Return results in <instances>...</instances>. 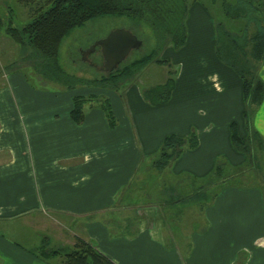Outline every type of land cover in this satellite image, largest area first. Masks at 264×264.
<instances>
[{
	"label": "crops",
	"instance_id": "obj_1",
	"mask_svg": "<svg viewBox=\"0 0 264 264\" xmlns=\"http://www.w3.org/2000/svg\"><path fill=\"white\" fill-rule=\"evenodd\" d=\"M0 6L5 12L6 0ZM210 19L207 10L189 18L185 75L160 106L145 101L141 76L124 93L39 91L20 69L1 76L0 264H62L64 256L44 258L40 248L71 247L77 238L117 264H264L263 190L235 183L214 196V184L200 182L219 162L235 168V157L244 158L230 125L247 124L242 84L215 55ZM11 43L3 29L0 46ZM204 50L216 66L205 84L193 74ZM78 94L109 98L117 123L97 100L76 123L70 112ZM253 107L251 124L264 136V101ZM193 133L196 147L165 169L154 166L167 135ZM224 147L234 159H221Z\"/></svg>",
	"mask_w": 264,
	"mask_h": 264
},
{
	"label": "trees",
	"instance_id": "obj_2",
	"mask_svg": "<svg viewBox=\"0 0 264 264\" xmlns=\"http://www.w3.org/2000/svg\"><path fill=\"white\" fill-rule=\"evenodd\" d=\"M33 1L27 0L28 3ZM216 1L219 0H213ZM220 1L225 17L234 21L237 29L231 31L223 22H215V55L219 62L238 75L242 82L243 99L247 102V108L244 110L247 135H243L237 122L233 121L230 125L231 141L245 156H253V151L257 150L259 158L264 159V136L253 127L248 117V104L259 106L264 101V80L259 72L264 64V0ZM191 4L189 0H45L39 3L31 19L22 27L6 25L0 18V32L4 29V32L24 47V50L28 49L26 59L34 62L41 76L63 85L67 90L98 88L124 93L149 64H171L170 59L164 55L166 48L178 51L185 48L189 40L188 19ZM105 16L127 17L137 25H146L151 30V50L122 62L114 71L104 70L105 73L99 72V75L92 78L67 72L60 59V48L65 37L87 22ZM177 79L173 72L169 71V77L163 83L145 87V101L152 106L169 102ZM94 100L103 108L109 124L115 125L117 119L109 98L96 94H78L73 97L70 112L72 119L76 123H82L86 108L95 105L87 102ZM197 145L195 133L189 138L169 134L163 141L154 166L159 170L165 169L172 160L180 156L186 146L194 148ZM254 159L256 160V157ZM255 165L260 169V165ZM237 175L234 168L229 167L226 162H219L210 175L212 183L217 184L214 196L220 189L235 185L232 181L236 180ZM39 251V255L44 258L64 256L62 264H117L94 243L82 238H77L71 247L51 249L44 244Z\"/></svg>",
	"mask_w": 264,
	"mask_h": 264
},
{
	"label": "rangeland",
	"instance_id": "obj_3",
	"mask_svg": "<svg viewBox=\"0 0 264 264\" xmlns=\"http://www.w3.org/2000/svg\"><path fill=\"white\" fill-rule=\"evenodd\" d=\"M21 3L18 4L17 2ZM45 0H34L31 3H28L27 0H6V10L2 11V7L0 6V15L4 18V22L6 25L13 24L18 27H22L26 22H28L36 7L39 3L44 2ZM192 3V7L189 13V18L194 16L195 12L198 10H207L210 20L217 22H223L225 27L229 30L237 29V24L234 21L228 20L225 17V14L222 10L221 1L213 2V0H189ZM196 2H199L198 4ZM193 12V13H191ZM193 21V19H191ZM188 19V27L191 22L192 25L194 23ZM3 21V20H2ZM214 23V28H215ZM205 27V19L201 22V29ZM117 29H129L134 34H136L142 41L143 44L139 49L133 50L125 61L129 59H133L137 56H141L144 53L151 50L150 43V34L151 30L146 25L135 24L133 20L127 17H119V16H105L99 17L94 20L87 22L83 27L74 29L65 39L63 40L60 48V59L61 64L64 69L71 73L76 74L78 76L92 78L95 75H99L105 73V69H101L103 65V55L100 49V46H97L96 50L89 53L92 47L100 40L106 38L112 31ZM192 29V28H191ZM199 30V29H198ZM251 31H254V27H252ZM191 35L193 34L192 30H190ZM202 32H204L202 30ZM4 35L12 41V47L7 48L6 50L0 46V78L5 73H10L15 70H21V72L27 78L28 83L35 89L39 91H53L58 92L65 90L66 88L56 82L45 79L41 74L37 72L36 67L34 66V62L28 61L27 53L28 49L24 50L20 44L15 42L11 37H9L5 32ZM202 40H203V36ZM185 53V52H184ZM178 50H173L170 48H166L164 51V55L170 59V65H158L156 63L149 64L139 75L141 76V80L143 83V87H148L150 85H155L156 83L164 82L169 77V71L173 72V76L175 78L181 77L183 75V70L185 67V54ZM189 54V53H187ZM200 55L197 56V63L201 65L198 71L194 72L198 76L196 80L200 83L205 84L206 78L209 73H211V69H215V63L212 65V57L209 55L207 50H204L202 53L199 52ZM15 60V58H17ZM124 62V61H123ZM211 64V65H210ZM97 65V66H96ZM221 66L225 70L230 71V76L237 81V83L242 84L238 75L231 70L229 67L221 63ZM227 67V69H226ZM202 68V69H201ZM261 75V69L259 70ZM185 75V73H184ZM4 79V78H3ZM240 86V85H239ZM0 83V88H1ZM126 91V89H125ZM124 91V92H125ZM247 105V102H246ZM248 112L249 118L252 119L254 115L253 105L248 104ZM233 120V119H231ZM236 121V120H235ZM237 122V121H236ZM241 133L243 135H247V127L242 126ZM198 130H196V134H198ZM241 153V152H239ZM242 154V153H241ZM259 151L254 150L253 156H248L242 154L243 159L240 158V161L237 157L233 161L234 170L238 173L236 180L232 181V183H236L237 185H247V186H259L264 192V159L259 158ZM230 158H229V157ZM256 157V160L254 159ZM234 159L231 152H228L227 149L223 148V156L221 159ZM243 160V161H242ZM260 165V169H257L256 165ZM245 170L244 173L240 171ZM209 182L213 184L212 177L210 176L206 180H201V183ZM200 184V183H199ZM217 185V184H216ZM216 185H213L210 189L214 190ZM210 190V191H211ZM188 195V194H187ZM230 264H241L240 260L231 262Z\"/></svg>",
	"mask_w": 264,
	"mask_h": 264
},
{
	"label": "water",
	"instance_id": "obj_4",
	"mask_svg": "<svg viewBox=\"0 0 264 264\" xmlns=\"http://www.w3.org/2000/svg\"><path fill=\"white\" fill-rule=\"evenodd\" d=\"M143 41L129 29H117L112 31L106 38L98 41L88 54L100 46L103 55L102 69L106 71L116 70L126 60L129 54L139 49Z\"/></svg>",
	"mask_w": 264,
	"mask_h": 264
},
{
	"label": "flooded vegetation",
	"instance_id": "obj_5",
	"mask_svg": "<svg viewBox=\"0 0 264 264\" xmlns=\"http://www.w3.org/2000/svg\"><path fill=\"white\" fill-rule=\"evenodd\" d=\"M97 66V65H96ZM102 69V68H101Z\"/></svg>",
	"mask_w": 264,
	"mask_h": 264
}]
</instances>
